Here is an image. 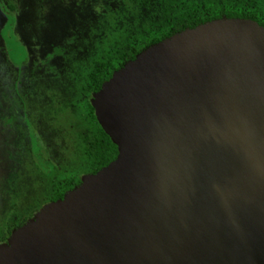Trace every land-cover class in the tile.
Here are the masks:
<instances>
[{"label": "water", "instance_id": "obj_1", "mask_svg": "<svg viewBox=\"0 0 264 264\" xmlns=\"http://www.w3.org/2000/svg\"><path fill=\"white\" fill-rule=\"evenodd\" d=\"M116 158L0 243V264H264V28L225 16L91 95Z\"/></svg>", "mask_w": 264, "mask_h": 264}, {"label": "rangeland", "instance_id": "obj_2", "mask_svg": "<svg viewBox=\"0 0 264 264\" xmlns=\"http://www.w3.org/2000/svg\"><path fill=\"white\" fill-rule=\"evenodd\" d=\"M186 1L150 0L138 9L133 0H0V233L11 211L18 222L50 197L48 176L83 171L54 125L58 105L73 110L66 85L112 47L142 45ZM229 1L210 0L215 8ZM246 1L264 10V0Z\"/></svg>", "mask_w": 264, "mask_h": 264}, {"label": "trees", "instance_id": "obj_3", "mask_svg": "<svg viewBox=\"0 0 264 264\" xmlns=\"http://www.w3.org/2000/svg\"><path fill=\"white\" fill-rule=\"evenodd\" d=\"M149 2L150 0H133V6L142 9L148 7ZM223 16L249 19L264 28V10L253 2L250 4L246 0H231L229 3L225 2L223 7L215 8L211 5L210 0L186 1L177 8L172 19H166L165 23L160 20L157 27L148 31L142 45H135V41L134 43L127 41L122 42L115 48L112 47L107 51L104 58L93 65V70L78 79L77 85L70 83L65 88V84H62L64 81L61 83L57 81L56 85L60 88L67 89V93L72 92L71 96L73 99L71 103H73V110L69 111L63 105H58L55 108L57 114L54 125L57 132H62L64 142L68 146L67 150L68 152L71 150L75 158L73 159V161H76L74 164L82 166L83 171L75 178L70 177L63 180H59L57 176H48V185L51 188L50 197L42 200L32 212L18 222L12 219L15 214L14 211H11L7 223L0 233V243L5 242L11 231L22 225L42 205L62 199L67 191L80 184L81 176L96 173L116 158L117 148L98 124L90 104L91 95L100 89L102 83L107 81L113 72L120 69L125 62L133 60L141 50L149 45L157 43L185 28H193ZM66 78L70 79L68 73L65 75ZM75 79L77 80V78Z\"/></svg>", "mask_w": 264, "mask_h": 264}, {"label": "flooded vegetation", "instance_id": "obj_4", "mask_svg": "<svg viewBox=\"0 0 264 264\" xmlns=\"http://www.w3.org/2000/svg\"><path fill=\"white\" fill-rule=\"evenodd\" d=\"M49 186V185H48Z\"/></svg>", "mask_w": 264, "mask_h": 264}]
</instances>
